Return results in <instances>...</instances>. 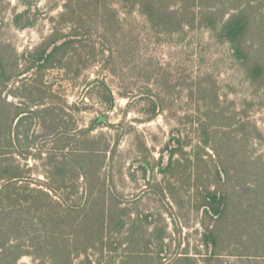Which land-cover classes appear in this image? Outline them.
<instances>
[{
    "label": "trees",
    "instance_id": "1",
    "mask_svg": "<svg viewBox=\"0 0 264 264\" xmlns=\"http://www.w3.org/2000/svg\"><path fill=\"white\" fill-rule=\"evenodd\" d=\"M17 1L23 10L14 13V27L32 28L38 14L31 10L34 0ZM62 1V11L49 20L51 34L40 44L21 55L0 49V264H16L23 257H32L34 264H73L80 256L84 259L79 264H92L87 252L102 253L107 245L105 235L112 230L122 236L117 248L111 250H122L113 264H200L187 252L169 256L167 231L159 226V220L151 214L132 218L118 196L108 191L102 173L114 159L119 138L110 142L103 134L91 136L98 128L111 127L105 114L94 118L87 128L73 130L63 118L64 107L53 102L55 90L45 83L44 73L67 71L76 65L73 77L77 78L93 65L94 46L89 47L88 37L94 31L102 41L117 38L122 27L112 8V3H117L128 16L137 12L158 35L208 30L213 38L230 46L246 79L261 89L264 0ZM15 82L17 87L10 88ZM92 83L99 89L96 94L101 103L112 111L115 100L108 86L102 80ZM188 92L199 93L212 119H199L203 142L221 136L220 147L235 159L232 166L221 161L217 164L215 189L199 188L204 219L214 221L202 233V247L209 254L203 264H224V256L236 258L231 264L242 260L264 264V166H258L262 161L257 158L238 159V145L250 134L248 127L235 112L215 113L218 98L212 100L216 95L212 89L198 84ZM205 99L214 104H206ZM65 107L79 111L76 104ZM158 111V104L152 103L149 120ZM218 121L223 123L216 124ZM175 142L161 173L173 172L181 164L175 156L183 154L182 145L179 138ZM139 159L144 176L161 165V160L150 165ZM34 169L41 170V178H33ZM240 172L245 176L238 177ZM229 247L232 251L224 255Z\"/></svg>",
    "mask_w": 264,
    "mask_h": 264
},
{
    "label": "rangeland",
    "instance_id": "2",
    "mask_svg": "<svg viewBox=\"0 0 264 264\" xmlns=\"http://www.w3.org/2000/svg\"><path fill=\"white\" fill-rule=\"evenodd\" d=\"M62 4V0H34L31 10L38 12L35 25L18 30L12 20L23 6L17 0H0V49L15 51L17 55L32 50L51 34L49 20L58 16ZM112 8L122 27L117 38L108 42L91 32L89 47L94 46L95 63L77 78L73 77L76 65L67 71L48 70L44 81L53 86L56 95L53 102L64 107L63 118L73 130L87 128L100 114L107 116L106 124L111 127L98 128L91 136L103 134L110 142L119 138L114 159L102 173L108 191L118 196L132 218L137 214H151L159 220V226L167 231L169 256L187 252L203 264V258L209 254L202 247V233L214 221L204 219L199 188L215 189L217 164L221 161L232 166L230 162L235 159L233 153L227 155L220 147L221 136L207 144L203 142L199 119L205 122L212 119L208 118L199 93L189 94L188 88L201 84L212 89L216 93L212 100L218 98L215 113L220 116L221 112L225 115L235 112L237 119L247 125L250 134L238 145L241 153L238 159H260L259 167L264 166V88L246 79L230 46L213 38L208 30L194 28L173 35H158L137 12L128 16L117 3H112ZM110 54L112 58H108ZM23 65L20 61V70L25 68ZM94 80L104 81L111 91L115 100L112 111L108 112L99 100ZM17 82L10 88H16ZM212 100H206V104H214ZM152 103L158 104L159 111L149 120ZM71 104H76L79 111L65 107ZM198 108L201 111L197 112ZM251 125L256 127V132ZM176 138L180 139L183 154L175 159L181 164L173 172L161 173L170 150L177 146ZM139 158L146 159L150 165L161 160V165L144 176ZM241 175L244 173L240 172L238 177ZM32 176L41 178V170L34 169ZM121 237L113 230L106 233L107 245L103 252L88 251V260L92 264L118 261L122 250H111L117 248ZM231 247L225 248L223 254L232 251ZM83 259L84 256L75 258L73 264ZM223 259L224 264L236 261L229 256ZM16 264H34V259L23 257ZM236 264L249 263L242 260Z\"/></svg>",
    "mask_w": 264,
    "mask_h": 264
}]
</instances>
